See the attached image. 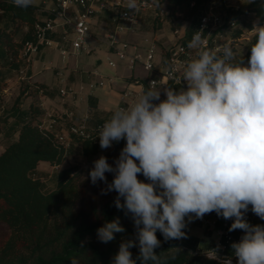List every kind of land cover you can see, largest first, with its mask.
Wrapping results in <instances>:
<instances>
[{
  "label": "clouds",
  "instance_id": "obj_1",
  "mask_svg": "<svg viewBox=\"0 0 264 264\" xmlns=\"http://www.w3.org/2000/svg\"><path fill=\"white\" fill-rule=\"evenodd\" d=\"M13 3L26 9L33 0ZM127 8L138 12V0H128ZM251 31L256 40L246 64L243 58L233 62L232 47L209 49L203 29L193 31L188 47L197 57L185 65L186 86L148 87L99 130L101 149L126 143L114 163L104 155L94 160L87 178L106 185L102 195L116 193L114 206L130 216L135 229L111 264H164L166 258L154 251L161 247L157 232L164 241L186 239L188 224L213 212L232 220L229 232H243L231 244L237 264H264V225L247 220L249 210L264 220V24L254 21ZM106 173L113 174L111 182ZM123 232L116 217L96 235L107 244ZM175 249L178 255L181 249ZM219 250V245L210 249L209 258L232 264Z\"/></svg>",
  "mask_w": 264,
  "mask_h": 264
},
{
  "label": "trees",
  "instance_id": "obj_2",
  "mask_svg": "<svg viewBox=\"0 0 264 264\" xmlns=\"http://www.w3.org/2000/svg\"><path fill=\"white\" fill-rule=\"evenodd\" d=\"M210 1L167 0V18L183 16L187 22L183 43L188 44L193 31L200 29ZM41 7L32 4L26 9L19 8L13 0H0V83L19 74L21 50L26 42L35 39L34 25L44 17L39 11ZM249 8L254 21L259 19L264 24V0H251ZM253 23L248 24L249 30ZM255 40L254 36L251 45ZM247 56L250 57V48ZM131 80H138L143 90L149 87L148 79L132 77ZM168 87L180 88L171 84ZM43 95H50L47 85L24 80L12 106L0 113V141L5 142L0 153V224L11 230L10 238L0 246V264H72L73 259L77 264H111L121 241L133 238V222L114 206V191L104 195L101 202H91L85 208L80 167L62 166L76 152L92 164L101 155L112 164L126 141L114 143L111 149H101L99 140L73 135L66 147L56 139L55 129L48 132L40 127L43 110L37 99ZM29 96L33 99L25 106ZM102 122L92 119L87 127L92 129ZM41 163L54 168L53 174L46 177L53 184L51 189L43 177L46 175L39 170ZM106 176L111 182L113 174ZM138 179L145 178L138 174ZM94 187V191L101 192L106 185L98 182ZM116 217L120 218L125 232L115 234V240L107 244L99 242L96 230ZM256 224L264 225V220L259 219ZM157 238L161 247L154 251L166 258L164 264H219L202 253L198 237L187 234L186 239L164 241L158 231ZM175 248L181 249L178 255ZM130 251L133 258L139 255L136 247Z\"/></svg>",
  "mask_w": 264,
  "mask_h": 264
},
{
  "label": "built area",
  "instance_id": "obj_3",
  "mask_svg": "<svg viewBox=\"0 0 264 264\" xmlns=\"http://www.w3.org/2000/svg\"><path fill=\"white\" fill-rule=\"evenodd\" d=\"M48 1L51 2L52 6L40 8L39 10L45 16L34 25L35 39L26 42L21 50L20 60L22 61V68L20 74L22 77L27 76L35 58L44 48H55L63 59L71 56L77 57L81 53L86 52L89 47V39L93 37L97 26L96 17L98 15H105L110 17L113 22L109 28L110 22L105 19L107 24L109 22V25H106L107 29L103 32V37L108 45L109 51L118 60H108V65L111 68L116 69L119 62L129 60L131 66L140 63L146 72L156 74V78L148 79L149 87L162 88L168 87L169 84L180 88L186 86L182 81L183 71L187 62L194 59V55L191 53V48L188 47V44L182 41L176 42L167 51L165 57L166 63L161 61L160 53L159 63L157 64L155 57L158 47L154 42H150L149 46L142 47L127 39L128 35L136 33L140 29L143 21L148 17H153L155 20L161 22L165 21L169 13L167 0H160V8L155 6L154 0H138L139 11L135 13L127 8L128 0ZM219 4H222L220 0H211L201 20L200 29L204 31L203 39L205 40L207 48L211 44L208 38L211 31H215L223 26L235 28L237 25L234 19H226L225 14L217 11ZM225 6L232 11H239L238 7L227 6V4ZM129 17H131V20ZM55 34H59L60 39H54L52 35ZM222 48V45L216 46L213 50ZM109 80L110 82L113 81L112 79ZM96 86L104 87L106 83L102 79L91 84L92 88ZM60 92L62 96L68 94V91L65 89H62ZM128 96L129 93L124 92L122 100L124 101ZM69 118L71 121L68 130L69 137L77 135L87 139H93L94 141L99 140L97 137L99 130L106 122L99 123L92 129H89L85 119L81 123H74L72 115ZM56 124L57 118L52 114L45 113L40 127L45 131L52 132ZM55 137L58 142L66 147L70 145V138L65 139L64 136L58 134ZM259 219V217L249 210L247 213L249 223L255 225ZM196 220L205 229L210 230L216 235V244L210 249H214L219 245L220 250L218 255L221 258L231 256L232 264H235L237 259L232 255L231 244L233 242H239L243 232L241 230L229 232L228 229L232 220H225L218 217L215 212L206 214L203 219ZM210 249L202 251L208 258L210 257Z\"/></svg>",
  "mask_w": 264,
  "mask_h": 264
},
{
  "label": "crops",
  "instance_id": "obj_4",
  "mask_svg": "<svg viewBox=\"0 0 264 264\" xmlns=\"http://www.w3.org/2000/svg\"><path fill=\"white\" fill-rule=\"evenodd\" d=\"M41 8L51 7L50 1H44ZM45 16V14H44ZM105 15H98L96 17L97 26L95 28L93 37L89 39V47L86 52H83L87 55H92L97 51V47L93 44L92 40H99L102 45L105 46L106 52L110 55H113L108 48V45L103 37V32L107 29L109 22L107 24ZM147 21V18L144 20V23ZM107 25V26H106ZM54 39H60L59 34L52 35ZM127 39L131 42L138 43L141 40H147L148 37L143 35L141 32H136L128 35ZM150 41V40H149ZM151 42V41H150ZM55 49L53 47H47L41 50L37 55L43 58V60H34L31 68L28 73L30 76L22 77L20 72L15 77L4 80L0 83V97L5 94L2 89L5 85L12 81L18 76L20 84L22 81L26 80L27 82H39L47 85L50 88V95L39 96L38 101L41 109L43 110V117L45 113L54 115L57 118V124L54 127V131L58 135H62L65 139L70 138V143L72 142L73 137H69L68 130L71 125L69 116L72 115L74 123H81L83 119L86 120V124L91 125V120L99 119L103 122L108 121L112 113L117 108L128 107L133 104L141 95L144 87L138 82V80H131L132 77L135 79H149L156 78V74H149L146 72L140 63H136L131 66L130 61L126 60L120 62L117 71V79L121 81L118 83L116 78H109L113 81L108 82V86L100 87L96 86L91 87L92 83L97 81L104 80L105 76L99 69L100 60L96 61V64L92 68L78 66L77 64L71 65L70 63H64L62 67H52L51 63H45L44 60L48 55L49 49ZM56 50V49H55ZM57 51V50H56ZM78 57H70V60L78 61ZM111 59V58H109ZM108 59V60H109ZM159 60L157 61V64ZM65 89L68 91L66 96H62L61 90ZM2 91V92H1ZM123 91L128 92L129 96L124 101L122 100ZM20 93V90H19ZM18 93V95H19ZM17 95V96H18ZM32 101V97H27L25 99V106L27 100ZM1 110L7 109L1 99ZM54 106V107H53ZM52 107V109H51ZM57 111L58 116L52 113ZM40 170V169H39ZM200 226V231L195 233L194 231L186 232L189 235L198 237L200 240V249L203 251L206 249L212 248L216 244V235L210 230L205 229L202 225ZM204 228V229H203ZM207 231V234H206Z\"/></svg>",
  "mask_w": 264,
  "mask_h": 264
},
{
  "label": "rangeland",
  "instance_id": "obj_5",
  "mask_svg": "<svg viewBox=\"0 0 264 264\" xmlns=\"http://www.w3.org/2000/svg\"><path fill=\"white\" fill-rule=\"evenodd\" d=\"M45 0H33V4L35 5H44L42 4ZM48 1V0H46ZM222 4H219L217 11L226 15V19H234L237 23L235 28H228L227 26H223L218 28L215 31H211L208 35V38L211 42L209 49H213L216 46H225L228 45L233 48L235 52V61L243 58L244 62H246L249 58L247 56L248 49L251 46V42L255 36V34L249 30L248 24L254 22L253 14L250 11L249 4L251 0H220ZM227 6H235L239 8V11H232L227 9ZM105 19L109 20L110 26L113 20L110 17H106ZM145 24V25H144ZM187 27V22L184 20L183 16H178L175 18H167L165 21H155L153 17H148L147 21L142 23L140 29L137 32H141L143 35L148 37L147 40H141L137 44L142 47H146L150 45V41L154 42L155 45L158 47L156 52L155 62L159 60V56L161 53V61L166 63V55L167 51L170 47H172L176 42L181 41V37L185 33V29ZM241 31L242 33L239 36H234V32ZM150 40V41H149ZM93 44L97 47V51L92 55H87L85 53H81L78 57V61L70 60L68 57L67 59H63L55 49H49L48 55L44 62L51 63L52 67H62L64 66L65 62L70 63L71 65L77 64L78 66L92 68L97 60H100L101 63L99 64L100 71L106 75L105 76V83L108 86L109 78H116L117 79V69L111 68L108 65V59H114L116 61L117 58L114 55H110L106 52L105 46L100 43L99 40H92ZM134 42V41H133ZM136 43V42H135ZM191 53L194 55V59L197 57V50L191 48ZM222 55V52L219 53ZM43 60L42 57L37 56L36 60ZM22 62V61H21ZM120 64V62H119ZM118 80V79H117ZM121 81L118 80V83ZM20 90V80L18 76L14 78L12 81L8 82L5 87H3L2 91L5 93L2 98L0 97L3 105L6 108H10L14 103L15 99ZM1 91V92H2ZM125 92V91H123ZM162 100L165 98L162 94ZM30 101L27 100L26 103ZM39 102L41 100H38ZM54 107V106H53ZM52 109V107H51ZM55 115L58 116L57 111H53ZM1 139V136H0ZM5 142L2 140L0 141V153L4 151ZM68 166H79L80 167V182L84 188L83 197L85 199L84 206L85 208L91 202L99 203L101 202L104 195L101 194L100 191H94L95 185L90 182L88 179V172L93 167L91 162L84 160L78 152H76L73 156L68 158V161L62 167ZM40 171L44 173L43 176L46 180V177H49L53 174L54 168L47 163H41L39 166ZM47 187L51 189L53 184L51 181L47 180ZM257 223V222H256ZM255 223V225H256ZM200 223L197 220L189 223L187 228L184 231L191 232L194 231L198 233L200 231ZM204 229V228H203ZM207 234V231H206ZM11 236V230L4 224H0V246H2Z\"/></svg>",
  "mask_w": 264,
  "mask_h": 264
}]
</instances>
